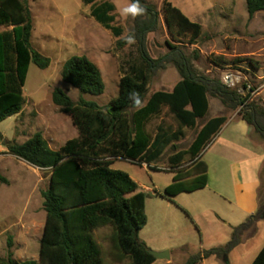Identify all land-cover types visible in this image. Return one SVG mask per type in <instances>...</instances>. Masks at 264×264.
Masks as SVG:
<instances>
[{
	"label": "trees",
	"instance_id": "obj_1",
	"mask_svg": "<svg viewBox=\"0 0 264 264\" xmlns=\"http://www.w3.org/2000/svg\"><path fill=\"white\" fill-rule=\"evenodd\" d=\"M131 2L136 3V0ZM139 3L146 11L134 17L133 31L124 36L125 29L115 25L117 7L113 2L83 0L84 6H90V16L118 39V48L130 45L128 37L134 38L131 44L137 47V56L122 67L119 93L109 108H102L83 96L104 94L105 83L97 65L85 55L69 58L64 63L62 77L66 84L81 93V98L75 103L65 91L56 88L52 100L70 116L78 137L68 140L58 150L51 149L41 133L23 144L7 145L11 155L49 170L51 178L49 189L42 193L46 219L39 260L19 262L10 253L7 260L0 258V264H105L95 232L107 226L113 228L114 247L122 257L131 264H154L157 259L140 238V232L148 223V194L138 191L137 182L125 171L114 169V163L119 159L129 160L161 171L152 164L184 137V129L194 130L198 120L207 116L210 95L219 98L231 110L243 106L240 116L264 139V110L256 106L245 109L246 98L238 90L229 88L220 79L199 75L192 58L180 46L169 44L166 55L152 58L148 35L158 30L159 16L146 0ZM246 7L252 20L257 13L264 12V0H246ZM163 12L174 40L190 34V44H197L203 34L200 23L192 21L169 0H164ZM33 31L27 0H0V123L22 112L31 65L44 70L51 65L48 57L32 48ZM198 58L196 54L194 59ZM169 64L176 68L181 80L171 92L157 91L147 98L153 74ZM164 108L172 113L178 129L169 132L160 126L152 136L147 126ZM226 121V117L209 120L187 151L169 159L174 181L158 195L173 202L178 194L207 186L208 167L201 161V155ZM187 157L193 162L195 178L192 180H187L188 171L179 170ZM0 182H9L1 171ZM132 193L135 194L129 196ZM253 228L254 223L235 228L234 237L226 246L192 256L185 264H200L211 256H223L239 244L241 232ZM252 264H264V246Z\"/></svg>",
	"mask_w": 264,
	"mask_h": 264
},
{
	"label": "rangeland",
	"instance_id": "obj_2",
	"mask_svg": "<svg viewBox=\"0 0 264 264\" xmlns=\"http://www.w3.org/2000/svg\"><path fill=\"white\" fill-rule=\"evenodd\" d=\"M110 1L117 7L115 25L122 26L125 29L124 36H127L134 29V17L130 14L124 16L122 13L132 2ZM169 1L192 21L200 23L203 26V34L197 44H190V34L174 40L167 28L163 12L164 0H146V4L152 5L159 16L158 30L148 35L152 58L166 55L170 50L169 44L180 46L192 58L199 75L220 79L223 83L226 75H232L235 85L228 87L238 90L246 98L245 109L256 106L264 110V12L257 13L250 20L246 0ZM27 5L32 13L34 26L32 48L48 57L51 65L45 70L31 65L24 87L26 103L22 112L0 123V171L9 181L8 184L0 182V258L7 260L12 253L13 259L19 262L39 260L40 240L46 219L42 193L50 187L51 173L11 155L7 145L23 144L36 133H41L50 148L58 150L68 140L78 137V130L70 116L52 100L56 88L65 91L75 103L81 98V93L66 84L62 77L64 63L69 58L85 55L97 65L105 83L104 94L97 97L83 96L106 108L119 93L122 67L127 60L137 56L135 44L121 49L117 47L118 39L90 18L89 6L85 7L83 0H27ZM196 54L199 56L197 60L194 59ZM220 57L222 60L218 59ZM180 79V74L172 64L167 65L164 70L156 71L152 76L147 98L157 91H171ZM242 108L243 106L234 111L226 107L224 113H239ZM159 125L169 132L177 129V123L168 108H164L159 117L150 121L148 132L154 136ZM196 134V130H187L181 142L177 143V150L188 149ZM172 153L174 151L170 146L155 166L169 169V157ZM192 166L191 157H187L179 170L188 171L187 175H191L194 173ZM112 167L128 173L142 189H151L162 194L175 177L173 171H155L147 164L123 159L117 160ZM182 196L179 201L193 215L213 208L217 209L216 213L219 215L214 214L198 222L181 210L179 212L183 221L178 223L175 218L168 216L167 221L172 224L173 230L170 234L174 236L167 233V237L171 236L169 238L174 245L178 240L187 238L191 244L190 255L199 253L202 245L209 243L212 236V239L224 238L232 227V236L228 242L230 243L234 237V229L248 223H254V228L241 232L239 244L222 256V263L214 264H249L264 245V219L259 218L264 212V182L261 190V209L255 219L248 216L240 220L242 214L236 211L233 220L241 222L231 227L219 221V217L225 221L231 219L227 218L230 214L225 216L226 208L231 207L213 191L212 185L208 189L184 193ZM173 199L175 201L177 198ZM154 213L155 211H150L151 221L141 233V238L149 239L150 234L157 228ZM112 236L111 226L95 232L105 264H131L129 259L122 257L115 249ZM187 257L174 256L163 264H185ZM207 264L213 263L208 261Z\"/></svg>",
	"mask_w": 264,
	"mask_h": 264
},
{
	"label": "crops",
	"instance_id": "obj_3",
	"mask_svg": "<svg viewBox=\"0 0 264 264\" xmlns=\"http://www.w3.org/2000/svg\"><path fill=\"white\" fill-rule=\"evenodd\" d=\"M90 18L94 19L91 16ZM94 21L96 20L94 19ZM96 23L98 22L96 21ZM3 30L4 29H1V31ZM177 83H175V85ZM175 85L173 86L172 90L174 89ZM208 99V114L204 119L198 120L197 127L194 129V131L196 130L198 133L209 120L214 118L226 117L227 121L221 127L220 131L213 138V141L208 145V147L203 151L201 155V161L205 162L208 167V184L203 189H208L212 185L213 191L223 201H225V203L230 205L231 209L226 208L225 216H227L228 213L230 214V217L227 218L231 219H227V221H225V219L223 220L221 217H219V221L225 226L231 227L236 226L238 223L241 222L233 220V214H235L236 211L242 214L240 217L241 220L248 216H256V214L261 209V190L264 182V139H262L260 135L256 133L253 127H251L246 121L242 119L238 112L224 113V111L226 110V106L222 103L221 100H219L217 97L211 96H208ZM212 100L214 101V104H212ZM159 127L160 125L157 128ZM187 130L191 129H184V133H186ZM181 140L171 145L174 153L171 154L169 159L171 157L176 156L182 151H187L190 148L191 145L186 150H177V143H180ZM164 154L162 155V157L164 156ZM155 163L152 164L153 167H156ZM156 168L158 170H164L160 167ZM164 171L170 172L172 171V168L170 167L169 169ZM193 178H195L194 173L191 174L187 180H192ZM138 191H143L148 194V198L146 201V213L148 216V223L140 232V235L150 224L151 210L152 213L153 211H155L154 217L156 223L158 224L157 228L152 232V234H150L149 239H144L140 237L141 240L151 250L157 252L169 251L170 259H172L174 256L185 255L188 256V260L190 257L202 253L206 250L224 247L230 241L232 236V227L231 230H228L230 232L227 233L224 238L212 239V236L211 238H209L211 242L209 241V243L203 244L199 253H191L190 255L189 252L191 244L187 238L178 240L175 245L171 243V239L169 237L174 236V234H170L171 232H173V230H171L172 224L167 221L168 216L175 218L177 220V223L181 222L183 221V218L179 211L182 210L192 220L199 222L200 220H205L209 216H214V214L216 216H219L216 213L217 209H206L204 212L200 211L193 215V213L190 211L189 213L187 211V207L179 201L180 198L183 197L182 195L184 193L175 196L177 199L175 201L173 199L172 202L158 195L162 193H159L158 191V193H156L151 189H142L140 185ZM150 194H154V196H151ZM230 212H232V214ZM166 229H168L167 232ZM200 232L204 233L203 230H200ZM167 233H169L171 236L167 237ZM205 234H207V232H205ZM263 246L261 247V249L263 248ZM259 252L257 253V255L259 254ZM257 255L253 257L249 264L253 263ZM221 258L222 256H211L208 259L203 260V262L200 264H207L208 261H211L213 264L214 262L222 263V261L220 260ZM164 261L166 260H157L154 264H163Z\"/></svg>",
	"mask_w": 264,
	"mask_h": 264
},
{
	"label": "clouds",
	"instance_id": "obj_4",
	"mask_svg": "<svg viewBox=\"0 0 264 264\" xmlns=\"http://www.w3.org/2000/svg\"><path fill=\"white\" fill-rule=\"evenodd\" d=\"M145 11H146L145 8H143V7L140 5L139 0H136V3H133V4H131L129 7H126V8L123 9V13H122V15L127 16V15L130 14V15H132L133 17H136V16H138V15H142V14H144ZM127 42H128L129 44L134 43V38L131 37V36L128 37ZM137 102H139V101H137Z\"/></svg>",
	"mask_w": 264,
	"mask_h": 264
},
{
	"label": "water",
	"instance_id": "obj_5",
	"mask_svg": "<svg viewBox=\"0 0 264 264\" xmlns=\"http://www.w3.org/2000/svg\"><path fill=\"white\" fill-rule=\"evenodd\" d=\"M136 107V106H135ZM109 108V107H108ZM107 108V109H108ZM260 219H264V212L259 216ZM151 255H153L157 260H169L170 259V252L164 251V252H157V251H150Z\"/></svg>",
	"mask_w": 264,
	"mask_h": 264
},
{
	"label": "built area",
	"instance_id": "obj_6",
	"mask_svg": "<svg viewBox=\"0 0 264 264\" xmlns=\"http://www.w3.org/2000/svg\"><path fill=\"white\" fill-rule=\"evenodd\" d=\"M224 84H226V86H234L235 85V79H234V77L232 76V75H226L225 77H224Z\"/></svg>",
	"mask_w": 264,
	"mask_h": 264
}]
</instances>
